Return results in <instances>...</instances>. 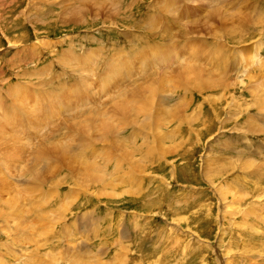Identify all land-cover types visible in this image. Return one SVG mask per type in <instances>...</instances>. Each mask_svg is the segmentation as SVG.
I'll return each mask as SVG.
<instances>
[{
  "label": "rangeland",
  "instance_id": "rangeland-1",
  "mask_svg": "<svg viewBox=\"0 0 264 264\" xmlns=\"http://www.w3.org/2000/svg\"><path fill=\"white\" fill-rule=\"evenodd\" d=\"M262 34L264 0H0V264H264V80L170 74L173 41L262 68Z\"/></svg>",
  "mask_w": 264,
  "mask_h": 264
},
{
  "label": "bare ground",
  "instance_id": "bare-ground-1",
  "mask_svg": "<svg viewBox=\"0 0 264 264\" xmlns=\"http://www.w3.org/2000/svg\"><path fill=\"white\" fill-rule=\"evenodd\" d=\"M257 52H258V49H257ZM93 70V69H92ZM189 70V69H188ZM202 84H204V83H201V85ZM71 85V84H70ZM174 90V89H173ZM171 91V90H170ZM169 92V91H168ZM149 95H151V96H156L157 94L155 93V92H149ZM129 96L130 95H127V97L129 98ZM155 98V97H154ZM119 100L120 101H122L123 99H122V97L121 98H119ZM136 103L137 102H134V104L131 106V107H128V109H127V113L128 112H132V111H136V113H137V115L141 118V117H144L146 120H147V117H148V113H149V115L150 114H154L153 112H152V110H148V109H146V107H143V110L145 111L146 110V113L145 114H142L141 115V113H140V110H139V107L137 106V108L135 107L136 106ZM153 104V103H152ZM125 108H127V106H121L120 108H119V110H121L120 111V117L118 118V123L119 124H121V123H124V116H123V113H124V109ZM123 112V113H122ZM263 113V107L261 106L260 107V109H259V111L256 113V114H254V115H252V116H256L257 118H260V115H263L262 114ZM122 120V121H121ZM146 120H144V121H142V123L140 124L141 126H143V127H145V128H147L146 127ZM132 122H134V121H132ZM140 123V122H139ZM131 125H133L132 123H130ZM137 124V123H136ZM160 124L158 123V124H156L155 123V126H159ZM150 131V130H149ZM4 132V131H3ZM15 132V131H14ZM121 132V131H120ZM153 135V133H151V136ZM160 143V142H159ZM158 145H157V143H156V146H155V148L157 147ZM126 154H130L128 151H127V149H124V151H123V155H125L124 157H126ZM121 160V159H120ZM121 161H123V160H121ZM126 172H124V173H122L123 175L122 176H128L129 175V173H126ZM216 175H214V177H215ZM260 177V176H259ZM129 179H134V177L132 176V175H129ZM260 191H262V189L260 188V189H256V190H252V192L253 193H256V194H258V192H260ZM126 193H127V191H125ZM124 192V193H125ZM121 196V195H120ZM253 196V195H252ZM233 198L234 199H237V197H235V196H233ZM241 202V201H240ZM233 205L234 204H238V203H235V202H231ZM230 203V204H231ZM240 205V204H239ZM239 211H238V209H234L233 210V212L231 213V215H233V214H237ZM224 214H227V212L225 211V213ZM229 215H230V213H229ZM218 216H220V215H218ZM225 216V215H224ZM221 217V219H222V216H220ZM218 220H219V218L217 217V222H218Z\"/></svg>",
  "mask_w": 264,
  "mask_h": 264
}]
</instances>
